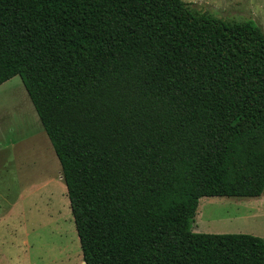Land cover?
I'll use <instances>...</instances> for the list:
<instances>
[{
  "label": "trees",
  "instance_id": "1",
  "mask_svg": "<svg viewBox=\"0 0 264 264\" xmlns=\"http://www.w3.org/2000/svg\"><path fill=\"white\" fill-rule=\"evenodd\" d=\"M57 159L83 264H264L261 238L192 233L202 197L264 189V33L181 0H0Z\"/></svg>",
  "mask_w": 264,
  "mask_h": 264
},
{
  "label": "rangeland",
  "instance_id": "2",
  "mask_svg": "<svg viewBox=\"0 0 264 264\" xmlns=\"http://www.w3.org/2000/svg\"><path fill=\"white\" fill-rule=\"evenodd\" d=\"M181 1L193 15L264 33V0ZM189 230L248 234L264 248V189L199 198ZM0 264H83L57 159L18 76L0 85Z\"/></svg>",
  "mask_w": 264,
  "mask_h": 264
},
{
  "label": "crops",
  "instance_id": "3",
  "mask_svg": "<svg viewBox=\"0 0 264 264\" xmlns=\"http://www.w3.org/2000/svg\"><path fill=\"white\" fill-rule=\"evenodd\" d=\"M48 180H50V182H51V180L53 181V183H54V185H55V179L53 178L52 179V177H50V178H48ZM65 188V187H64Z\"/></svg>",
  "mask_w": 264,
  "mask_h": 264
}]
</instances>
